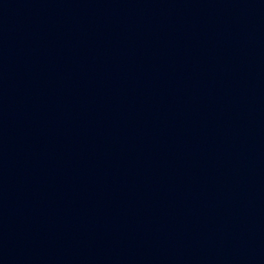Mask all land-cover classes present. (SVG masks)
Listing matches in <instances>:
<instances>
[{"label": "water", "instance_id": "1", "mask_svg": "<svg viewBox=\"0 0 264 264\" xmlns=\"http://www.w3.org/2000/svg\"><path fill=\"white\" fill-rule=\"evenodd\" d=\"M0 264H264V0H0Z\"/></svg>", "mask_w": 264, "mask_h": 264}]
</instances>
